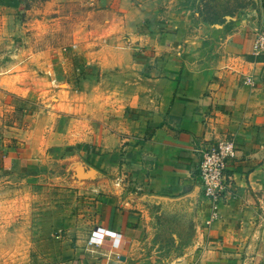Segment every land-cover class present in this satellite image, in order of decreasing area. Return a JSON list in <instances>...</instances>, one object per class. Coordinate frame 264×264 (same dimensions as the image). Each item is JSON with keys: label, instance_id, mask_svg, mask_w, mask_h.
Returning a JSON list of instances; mask_svg holds the SVG:
<instances>
[{"label": "crops", "instance_id": "0c3cea01", "mask_svg": "<svg viewBox=\"0 0 264 264\" xmlns=\"http://www.w3.org/2000/svg\"><path fill=\"white\" fill-rule=\"evenodd\" d=\"M80 1L108 14L107 33L89 52L92 72L102 73L83 78L80 91L113 98L96 115L97 131H86V152H96L95 214L60 236L58 264H140L132 254L148 226L147 197L186 195L194 199L193 238L170 264H264V53L254 49L264 0H255L253 25L192 39L169 21L162 0ZM190 41L209 50H191ZM228 135L237 194L215 206L220 218L212 220L195 177L196 148ZM96 227L118 231L123 246L90 244Z\"/></svg>", "mask_w": 264, "mask_h": 264}, {"label": "rangeland", "instance_id": "374dc122", "mask_svg": "<svg viewBox=\"0 0 264 264\" xmlns=\"http://www.w3.org/2000/svg\"><path fill=\"white\" fill-rule=\"evenodd\" d=\"M14 1L0 7V264H58L60 236L85 225L97 201L86 131H97L96 115L113 94L80 91V82L102 73L92 72L89 52L107 33V13L80 0ZM162 3L190 39L225 36L257 18L255 0ZM198 46L209 50L189 43ZM147 202L148 226L132 257L170 264L192 241L194 199Z\"/></svg>", "mask_w": 264, "mask_h": 264}, {"label": "built area", "instance_id": "2783aa9c", "mask_svg": "<svg viewBox=\"0 0 264 264\" xmlns=\"http://www.w3.org/2000/svg\"><path fill=\"white\" fill-rule=\"evenodd\" d=\"M254 49L256 54L264 53V27L254 38ZM235 150L232 135L196 148L199 160L195 168V177L200 184L202 196L212 205L209 211L212 220L220 218L215 206L237 194L235 179L237 171L232 161ZM108 239L114 241V248L123 246L124 240L120 238L118 231L99 227L91 232L89 243L101 245Z\"/></svg>", "mask_w": 264, "mask_h": 264}, {"label": "trees", "instance_id": "16d2710c", "mask_svg": "<svg viewBox=\"0 0 264 264\" xmlns=\"http://www.w3.org/2000/svg\"><path fill=\"white\" fill-rule=\"evenodd\" d=\"M0 2L2 4H6V5H13V4H15V1L14 0H0Z\"/></svg>", "mask_w": 264, "mask_h": 264}]
</instances>
